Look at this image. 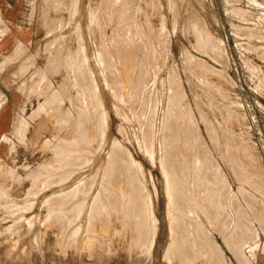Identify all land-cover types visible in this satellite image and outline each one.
Wrapping results in <instances>:
<instances>
[{
  "label": "rangeland",
  "instance_id": "rangeland-1",
  "mask_svg": "<svg viewBox=\"0 0 264 264\" xmlns=\"http://www.w3.org/2000/svg\"><path fill=\"white\" fill-rule=\"evenodd\" d=\"M27 2L31 40L2 80L19 102L0 156V264H264V0ZM88 114L98 115L89 126ZM74 129L88 130L91 143L75 149ZM113 141L137 166L118 161L109 178ZM127 165L137 179L125 176ZM195 165L206 176L194 178ZM170 173H183L173 183L191 214L187 204L169 211ZM132 193L148 208L143 220L157 219L146 241ZM194 193L199 201L209 193L217 215L197 207Z\"/></svg>",
  "mask_w": 264,
  "mask_h": 264
},
{
  "label": "bare ground",
  "instance_id": "bare-ground-1",
  "mask_svg": "<svg viewBox=\"0 0 264 264\" xmlns=\"http://www.w3.org/2000/svg\"><path fill=\"white\" fill-rule=\"evenodd\" d=\"M107 1H108V0H107ZM142 1H143V0H142ZM74 2H75V1H74ZM79 2H80V1H79ZM122 2H123V1H122ZM158 2H159V1H158ZM102 3H103V2H102ZM137 3H138V2H137ZM137 3H136V4H137ZM147 3H148V2H147ZM120 4H121V3H120ZM124 4H125V3H124ZM138 4H139V3H138ZM102 5H103V4H102ZM122 5H123V4H122ZM66 6H67V5H66ZM112 6H113V5H112ZM200 6H201V5H200ZM113 7H114V6H113ZM127 7H128V6H127ZM132 8H133V7H132ZM132 8H131V9H132ZM100 9H101V8H100ZM191 9H192V8H191ZM112 10H115V9H112ZM119 10H120V9H119ZM133 10H134V9H133ZM136 10H137V9H136ZM105 11H106V10H105ZM145 11H146V10H145ZM135 12H136V11H135ZM117 13H118V12H117ZM133 13H134V12H133ZM94 14H95V13H94ZM96 14H97V13H96ZM104 14H105V13H104ZM105 15H106V14H105ZM262 15H263V14H262ZM62 16H63V15H62ZM117 16H119V14H118ZM134 16H135V15H134ZM120 17H121V16H120ZM64 18H65V17H64ZM79 18H80V17H79ZM134 18H135V17H134ZM259 19H260V18H259ZM261 19H262V18H261ZM137 22H138V20H137ZM195 22H196V21H195ZM198 22H199V21H198ZM258 22H259V21H258ZM101 25H102V24H101ZM191 25H192V24H191ZM140 26H141V25H140ZM204 26H205V25H204ZM99 27H102V26H99ZM139 28H140V27H139ZM91 30H92V29H91ZM195 31H196V30H195ZM144 32H145V31H144ZM174 32H175V31H174ZM252 35H253V34H252ZM146 37H148V36H146ZM82 39H83V38H82ZM146 39H147V38H146ZM150 39H151V38H150ZM150 39H149V40H150ZM147 40H148V39H147ZM202 40H204V38H203ZM109 41H110V40H109ZM145 41H146V40H145ZM209 41H210V40H209ZM211 41H212V40H211ZM83 45H84V44H83ZM248 45H249V44H248ZM105 49H106V48H105ZM118 49H119V48H118ZM255 49H256V48H255ZM258 49H259V48H258ZM248 50H249V49H248ZM261 50H262V49H261ZM104 52H105V50H104ZM261 53H262V52H261ZM104 56H105V55H104ZM61 57H62V56H61ZM191 57H192V56H191ZM258 57H259V56H258ZM212 59H213V57H212ZM262 59H264V58H262ZM108 60H109V59H108ZM214 60H216V59H214ZM195 62H196V61H195ZM60 63H61V62H60ZM132 64H133V63H132ZM112 68H113V67H112ZM142 68H143V67H142ZM144 68H145V67H144ZM133 69H134V68H133ZM135 69H137V68H135ZM146 69H147V68H146ZM128 70H129V69H128ZM140 70H141V69H140ZM205 70H206V69H205ZM138 71H139V70H138ZM219 72H220V71H219ZM128 74H129V73H128ZM200 75H201V74H200ZM130 76H132V75H130ZM119 77H120V76H119ZM145 78H146V77H145ZM80 79H81V78H80ZM140 79H142V78L140 77ZM154 79H155V78H154ZM202 79H203V78H202ZM117 80H118V79H117ZM143 80H145V79H143ZM152 80H153V79H152ZM80 81H81V80H80ZM133 81H134V80H133ZM135 81H137V79H136ZM138 81H139V80H138ZM131 82H132V81H131ZM188 82H189V81H188ZM205 82H206V81H205ZM115 83H116V82H115ZM132 83H133V82H132ZM136 83H137V82H136ZM146 83H147V82H146ZM140 84H141V83H140ZM33 85H34V84H33ZM132 85H133V84H132ZM210 85H211V84H210ZM134 86H135V85H134ZM141 86H142V85H141ZM145 87H146V86H145ZM133 88H134V87H133ZM136 88H139V87H136ZM140 88H141V87H140ZM155 88H156V87H155ZM218 89H219V88H218ZM129 90H130V89H129ZM136 90H137V89H136ZM132 91H133V90H132ZM141 91H142V90H141ZM143 91H144V88H143ZM145 91H146V90H145ZM152 91H153V90H152ZM194 91H195V90H194ZM206 91H207V90H206ZM163 92H164V91H163ZM57 94H58V93H57ZM149 94H150V93H149ZM54 95H55V94H54ZM151 95H152V94H151ZM209 95H211V94H209ZM223 95H224V94H223ZM51 96H52V95H51ZM138 96H139V94H138ZM46 97H47V96H46ZM56 97H57V96H56ZM140 97H141V96H140ZM140 97H139V98H140ZM144 97H145V96H144ZM198 97H199V96H198ZM47 98H48V97H47ZM49 98H50V97H49ZM152 98L155 99V97H152ZM157 98H159V97L157 96ZM173 98H174V97H173ZM56 99H57V98H56ZM175 99H176V98H175ZM49 100H50V99H49ZM51 100H53V99H51ZM145 100H146V99H145ZM145 100H144V101H145ZM151 100H152V99H151ZM227 100H228V99H227ZM57 101H58V100H57ZM153 101H154V100H153ZM158 101H159V100H158ZM169 101H170V100H169ZM212 101H213V100H212ZM84 102H85V101H84ZM145 102H146V101H145ZM147 102H148V101H147ZM156 102H157V101H156ZM232 102H233V101H232ZM235 102H236V101H235ZM101 104H102V103H101ZM144 105H145V104H144ZM75 106H76V105H75ZM75 106H73L72 109L74 108V109H75V113H76V108H75ZM92 106H93V105H92ZM92 106H91V107H92ZM217 106H218V105H217ZM78 107H79V106H78ZM150 107H151V106H150ZM171 107H172V105H171ZM229 107H230V106H229ZM81 108H82V106H81ZM81 108H80V109H81ZM148 108H149V107H148ZM179 108H180V107H179ZM207 108H208V107H207ZM84 109H85V108H84ZM157 109H158V108H157ZM153 110H154V109H153ZM163 110H164V109H163ZM82 111H83V110H82ZM84 111H85V110H84ZM155 111H156V110H155ZM173 111H174V110H173ZM173 111L171 110L170 112H173ZM200 111H201V110H200ZM211 111H212V110H211ZM230 111H231V110H230ZM65 112H66V111H65ZM65 112H64V113H65ZM73 112H74V111H73ZM77 112L80 113L81 111L77 110ZM167 112H168V111H167ZM174 112H175V111H174ZM179 112H180V111H179ZM87 113H88V112H87ZM168 113H169V112H168ZM95 114H97V113H95ZM95 114H94V115H95ZM171 114H172V113H171ZM179 114H180V113H179ZM179 114H178V115H179ZM204 114H205V113H204ZM227 114H228V113H227ZM94 115L92 116V115H89V114H88V117L86 116V117H87V118H86L87 121H86V120H82V121L84 122V124H85V121H86L87 124H88V120H90L91 123H92V121H94V120H95V122H96V118H97L98 115H96V116H94ZM77 116H78V115H77ZM84 116H85V114H83L82 119H83V118L85 119ZM167 116H168V115H167ZM170 116H171V115H170ZM170 116H169V117H170ZM175 116H176V115H175ZM80 117H81V116H79L78 118H80ZM165 117H166V116H165ZM176 117H177V116H176ZM176 117H175V118H176ZM222 117H223V116H222ZM170 118H172V117H170ZM172 119H173V118H172ZM168 120H169V119H168ZM64 121H65V119H64ZM75 121H76V120H75ZM78 121H79V120H78ZM78 121H77V122H78ZM209 121H210V120H209ZM90 122H89L88 126L91 124ZM177 122H178V121H177ZM181 122H182V121H181ZM192 122H193V121H192ZM224 122H225V121H224ZM167 123H168V122H167ZM169 123H172V122L170 121ZM182 123H183V122H182ZM182 123H181V124H182ZM210 123H211V122H210ZM219 123H220V122H219ZM81 124H83V123H80V125H81ZM95 124H96V123H95ZM95 124H94V125H95ZM195 124H196V123H195ZM207 124H208V123H207ZM207 124H205V125H207ZM73 125H74V123H73ZM98 125H99V124H98ZM179 125H180V124H179ZM190 125H191V124H190ZM220 125H221V124H220ZM78 126H79V125H78ZM83 126H84V125H83ZM88 126H87V127H88ZM166 126H167V125H166ZM171 126H172V124H171ZM212 126H213V125H212ZM85 127H86V126H85ZM163 127H164V126H163ZM168 127H169V126H168ZM207 127H208V126H207ZM79 128H80V127H78L77 129H78V130H81V129H82V128H81V129H79ZM209 128H210V127H209ZM209 128H208V129H209ZM211 128H213V127H211ZM77 129H74V130H75V134H77V132H78V134H77V136L74 135V136H76V138L74 137L75 139H73V138H72V139L76 141V142H75V145H76L75 149L78 150L77 146H78L79 144H80L79 146H82V145H83V143H81V142H84V144H85V143H87V141H88V143H87V146H88V144L91 143V140H90L91 138L89 137V135H88L89 138L86 137V135H84V132L86 131V129H83V131L85 130L84 132H79ZM169 129H170V128H169ZM223 129H224V128H223ZM88 130H89V128H88ZM88 130H87L86 132H88ZM163 130H164V128H163ZM167 130H168V129H167ZM173 130H174V129H173ZM169 131H170V130H169ZM215 131H216V130H215ZM86 132H85V133H86ZM162 132H163V131H162ZM170 132H171V131H170ZM173 132H174V131H173ZM207 132H208V131H207ZM225 132H227V131H225ZM171 133H172V132H171ZM174 133H175V132H174ZM177 133H178V132H177ZM177 133H176V134H177ZM212 133H213V130H212ZM228 133H229V132H228ZM73 134H74V133H73ZM176 134H174V135L176 136ZM208 134H209V133H208ZM163 135L165 136V134H163ZM170 135H171V134H170ZM213 135H214V134H213ZM175 136H174V137H175ZM183 136H184V135H183ZM210 136H211V135H210ZM210 136H209V137H210ZM162 137H163V136H162ZM168 137H169V136H168ZM178 137H180V136H178ZM178 137H176V138H178ZM184 137H185V136H184ZM217 137H218V136H217ZM164 138L166 139V137H164ZM169 138H170V137H169ZM210 138H211V137H210ZM159 139H160V138H159ZM174 139H175V138H174ZM180 139H181V138H180ZM166 140H167V139H166ZM169 140H170V139H169ZM193 140H194V139H193ZM167 141H168V140H167ZM181 141H182V140H181ZM49 142H50V141H49ZM114 142H116V141H113V145H112V146H111L112 143L110 144L111 150H110V149L107 150V151H108V152H107L108 154L106 153L107 156L105 155V156H106V159H105V157H104V159L106 160V161H105V162H106V165H104L105 170H106L104 174H106V175H104V176H105V177H108V176H109V178H110V175H111L110 171L114 173V168H115V166H116V167L118 166V163H119L118 161H122V163L125 162L124 165H126L128 162H133V163H131V165H132V168H134V169H135V166H137L136 163H135L136 161L134 162L133 159H131V160L128 159V160H129V161H128L127 158H126L125 156H123V158H121L120 155L115 154L116 151H115L114 148H115L116 146H118L119 144H118V145H115ZM171 142H172V141H171ZM230 142H231V141H230ZM245 142H246V141H245ZM66 143H68V141H67ZM159 143H160V142H159ZM177 143H179V142H177ZM192 143H193V142H192ZM70 144L72 145L73 142H71ZM70 144H69V145H70ZM116 144H117V143H116ZM230 144H231V143H230ZM66 145H67V144H66ZM85 145H86V144H85ZM237 145H239V144H237ZM120 146H121V145H120ZM179 146H180V145H179ZM201 146H202V145H201ZM230 146H231V145H230ZM68 147H69V146L67 145V148H68ZM70 147H71V146H70ZM73 147H74V146H73ZM73 147H72V148H73ZM113 147H114V148H113ZM224 147H225V146H224ZM79 148H80V147H79ZM89 148H90V145H89ZM89 148H88V149H89ZM116 148H117V147H116ZM118 148H119V147H118ZM161 148H162V147H161ZM178 148H180V147H178ZM197 148H198V147H197ZM197 148H196V149H197ZM199 148H200V146H199ZM230 148H231V147H230ZM241 148H243V147H241ZM68 149H70V148H68ZM120 149H121V148H120ZM122 149H123V148H122ZM187 149H188V147H187ZM248 149H249V148H248ZM60 150H63V149H59V151H60ZM64 150H66V149H64ZM70 150H71V149H70ZM70 150H69V151H70ZM90 150H91V149H90ZM116 150H117V149H116ZM123 150H124V149H123ZM164 150H165V149H164ZM185 150H186V149H185ZM226 150H227V149H226ZM73 151H76V150H72V153H75V152H73ZM114 151H115V153H114ZM171 151H172V150H171ZM174 151H175V150H174ZM174 151H173V152H174ZM193 151H194V149H193ZM60 152H61V151H60ZM76 152H78V151H76ZM89 152H90V151H89ZM111 152H113V153H111ZM126 152H127V151H126ZM126 152H125V155H126ZM203 152H204V151H203ZM70 153H71V151H70ZM117 153H118V152H117ZM120 153H121V152H120ZM167 153H168V151H167ZM92 154H93V153H92ZM92 154H91V155H92ZM178 154H180V153H178ZM183 154H184V153H183ZM249 154H250V153H249ZM89 155H90V153H89ZM93 155H94V154H93ZM165 155H166V154H165ZM171 155H173V154H171ZM171 155H170V156H171ZM174 156H178V155L175 154ZM174 156H173V157H174ZM124 157H125L126 159H124ZM162 157H163V156H162ZM183 157H184V156H183ZM189 157H190V156H189ZM67 158H69V157L67 156ZM90 158H91V157H90ZM193 158H194V157H193ZM227 158H228V157H227ZM246 158H247V157H246ZM175 159L177 160V158H175ZM178 159H179V157H178ZM194 159H195V158H194ZM57 160H58V158H57ZM160 160H161V159H160ZM181 160H182V159H181ZM246 160H247V159H246ZM162 161H163V160H162ZM105 162H104V163H105ZM163 162H164V161H163ZM172 162H173V161H172ZM176 162H177V161H176ZM176 162H175V163H176ZM226 162H227V161H226ZM233 162H234V161H233ZM249 162H250V161H249ZM168 163H169V162H168ZM173 163H174V162H173ZM177 163H178V162H177ZM177 163H176V164H177ZM73 164H74V163H73ZM113 164H114V165H113ZM129 164H130V163H129ZM134 164H135V165H134ZM165 164H166V163H165ZM180 164H181V162H180ZM180 164H178V166H179V168L181 169L182 165L180 166ZM253 164H254V163H253ZM57 165H58V164H57ZM61 165H62V164H61ZM85 165H86V164H85ZM101 165H103V163H102ZM133 165H134V167H133ZM167 165H168V164H167ZM169 165H170V164H169ZM174 165H175V164H174ZM200 165H201V164H200ZM40 166H41V165H40ZM74 166H75V165H74ZM81 166L83 167V165H79V168H80ZM113 166H114V168H113ZM120 166L122 167V164H121ZM175 166H177V165H175ZM195 166H197V167H194V170H198V169H199V171H194V172H195V173L193 174L194 178H196V179H200V178H203V177H202L203 175L206 176V174H204L205 172H203V171H202L203 173L201 172V169H202L203 167H199L198 165H195ZM201 166H202V165H201ZM38 167H39V166H38ZM59 167H60V166H59ZM59 167H58V168H59ZM67 167H68V166H67ZM67 167H66V168H67ZM69 167L71 168V167H73V166L70 165ZM77 167H78V165H77ZM85 167H86V166H85ZM94 167H95V166H94ZM127 167H128V168H127V171L125 172V176H126L127 178H129V177L132 176L131 178L134 177V179H135V178H136V177H135V176H136V173L134 174V172H135L136 169L134 170V169L130 168V166H128V165H127ZM172 167H173V166H172ZM237 167H238V166H237ZM239 167H240V166H239ZM49 168H50V167H49ZM63 168H64V167H63ZM63 168H62L61 171H65V170H63ZM96 168H97V167H96ZM125 168H126V166H125ZM60 169H61V168H60ZM60 169H59V170H60ZM64 169H65V168H64ZM71 169H73V168H71ZM75 169H77V168H75ZM80 169H81V168H80ZM121 169H122V168H121ZM164 169H165V168H164ZM31 170H32V169H31ZM33 170H34V169H33ZM35 170H36V169H35ZM35 170H34V171H35ZM52 170H54V168H53ZM55 170H56V169H55ZM77 170H78V169H77ZM77 170H76V171H77ZM115 170H116V169H115ZM119 170H120V167H119V169H118V172H119ZM165 170H166V169H165ZM167 170H168V169H167ZM167 170L164 171L165 174L167 173L166 175L164 174L166 177H168V176H167V175H168ZM181 170H182V169H181ZM61 171H60V172H61ZM68 171H70L69 168H68ZM122 171H123V170H122ZM42 172H43V171H42ZM66 172H67V169H66ZM116 172H117V171H116ZM120 172H121V171H120ZM57 173L59 174V172H57ZM63 173H65V172H63ZM63 173H60V174H63ZM79 173H80V172H79ZM79 173H78L77 175H79ZM81 173H82V172H81ZM83 173H84V172H83ZM75 174H76V172H75ZM75 174H73V176H74ZM117 174H118V173H117ZM119 174H120V173H119ZM121 174H123V173H121ZM27 175H29V174H27ZM36 175H38V174H36ZM54 175H56V174H54ZM63 175H64V174H63ZM66 175H67V174H66ZM80 175H81V174H80ZM123 175H124V174H123ZM25 176H26V175H25ZM73 176H72V177H73ZM82 176H83V174H82ZM111 176H112V175H111ZM181 176L184 177V176H183V173H178V174H176V175H174L173 173H170V175H169L170 182H169V186H168V190H167L168 192H167V193H168V197H169V200H168V201H170V205H171V206L169 205L170 210H169V209H168V210H169L171 213H173L172 211H174L175 209H176V210H177V209L180 210L181 208L183 209V208H184L183 206H185V204H187V206H186V207H187L186 210L189 209V210H188L189 212H190L191 210L193 211L194 207H192V206H194V205H193V202H194V201L197 203L196 206H197V207L199 206V208H204V207H201V204H202V205H204V206L209 205V209H210L212 212H214V210H212L210 207H212L213 209H214V208H217V209H218L219 206H218V205H215L214 202H213L211 199H210V202H208V204L205 203V200H207V199L209 200V197H210V194H209V193L205 194V198H204L203 200H200V201H199L198 196L194 193L195 196H193V197L191 198L193 202L190 200L189 197H187V196H189V195H187L186 197L189 198V200L191 201L192 205H191V204H190V205H191V207H192L193 209L190 208V206H188L189 204H188V203H185V201L187 200V199H185V193H178L177 190H176V189H177V188H176V185L173 183V182H175L174 180H177V178H181ZM247 176H248V175H247ZM51 177H52V175H51ZM59 177H60V175H59ZM59 177H58V178H59ZM65 177H66L65 180H68L67 182L70 183V181H69L70 179H68L69 177H71L70 174H68V176H65ZM105 177H104V178H105ZM61 178H63L62 175H61V177L59 178V180H60ZM115 178H117V177H115ZM236 178H237V177H236ZM26 179H27V178H26ZM105 179H106V178H105ZM105 179H103V177H102V180H105ZM136 179H137V178H136ZM169 179H168V180H169ZM42 180H43V179H42ZM42 180H41V181H42ZM50 180H51V179H50ZM54 180H55V178H54ZM54 180H53V181H54ZM59 180H58V181H59ZM62 180H64V179H62ZM65 180H64V182H65ZM79 180H80V179H79ZM107 180H108V179H107ZM112 180H113V178H112ZM168 180H166V182H167ZM41 181H40V182H41ZM116 181H117V180H116ZM236 181H237V180H236ZM62 182H63V181H62ZM75 182H76V181H75ZM81 182H82V181H81ZM110 182H111V181H110ZM110 182H109V183H110ZM241 182H242V181H241ZM241 182H240V183H241ZM53 183H57V182L54 181ZM68 183H66V184H62V186H63V185H67ZM251 184H252V183H251ZM60 185H61V184H60ZM60 185H59L58 187H60ZM75 185H76V184H75ZM99 185H101V189H100L98 192H100V191L102 192L103 188H105L106 185H104V186H103L102 184H99ZM108 185H109V184H108ZM202 185H203V184H201L200 186H202ZM204 185H205V184H204ZM52 186H53V185H52ZM205 186H206V185H205ZM205 186H204V187H205ZM56 187H57V186H56ZM204 187L202 186V187H198V188H196V189H195V192H196L197 189H199V188H204ZM262 187H263V186H262ZM46 188H47V187H46ZM46 188H45V189H46ZM53 188H54V186H53ZM76 188H78V187H76ZM76 188H73V189L71 190V192H72V193H73L74 191L76 192V190H77ZM79 188H80V186H79ZM99 188H100V187H99ZM68 189H70V188H68ZM206 189H207V187H206ZM258 189H259V188H258ZM86 190H87V189H86ZM90 190H91V189H90ZM64 191H65V190H64ZM91 191H92V190H91ZM34 192H35V191H34ZM43 192H44V191H43ZM62 192H63V191H62ZM62 192H60V194H61ZM67 192H68V191H67ZM80 192H81V191H80ZM82 192H83V191H82ZM98 192H97V194H100V193H98ZM206 192H207V190H206ZM242 192H243V191H242ZM260 192H261V191H260ZM86 193H87V191H86ZM92 193H93V192H92ZM94 193H95V192H94ZM129 193H131V192H129ZM129 193H128V194H129ZM133 193H134V190H133ZM133 193H132V195H133ZM246 193H247V192H246ZM189 194H190V193H189ZM50 195H51V194H50ZM76 195H77V194H76ZM138 195H139V194H138ZM166 195H167V194H166ZM190 195H191V194H190ZM216 195H217L216 192H214V197H216ZM62 196H63V195H62ZM217 197H218V195H217ZM80 198H81V197H80ZM126 198H127V197H126ZM129 198H130V196H128V199H129ZM142 198H143V197H142ZM262 198H263V197H262ZM15 200H16V199H15ZM62 200H63V199H62ZM79 200H80V199H79ZM83 200H84V199H83ZM125 200H126V199H125ZM130 200H131L133 203H138V204L141 206V209H142V219H140L139 221H137V226H140V227H139V232L136 231V234H137V232H138V236H139L141 239L143 238V239L145 240V239L147 238V236H146V234H147V232H146V230H147V226H148V225L151 226L152 222H153V221L155 222L157 219H156V218H153V219H152V217H151V220H150L151 224H149V221H148V220H143V218H144V214H146V212L148 211V208L146 207V205L143 204V201L141 200V196H134V195H133V196H131ZM184 200H185V201H184ZM262 200H263V199H262ZM66 201H67V200H66ZM17 202H18V201H17ZM57 202H58V201H57ZM60 202H61V201H60ZM14 203H15V202H14ZM74 203H75V202H74ZM74 203H72V204H74ZM96 203H97V202H96ZM96 203L94 202V204L92 205L94 208H95V207L97 208V206H99V205L96 204ZM150 203H152V202H150ZM205 204H206V205H205ZM7 205H8V204H7ZM20 205H21V204H20ZM63 205H64V204H63ZM70 205H71V204H70ZM75 205H76V204H75ZM83 205H84V201H82V202L79 201V203H77V207H78V206H79V207H83ZM114 205H116V204H114ZM143 205H144V206H143ZM150 205H151V204H150ZM150 205L148 204L147 206H150ZM152 205H153V204H152ZM173 205H174L175 207H172ZM12 206H13V205H12ZM66 206H67V203H66ZM100 206H101V205H100ZM116 206H117V205H116ZM118 206H119V205H118ZM64 207H65V205H64ZM67 207H68V206H67ZM114 207H115V206H114ZM119 207H120V206H119ZM152 207H153V206H152ZM31 208H32V207H31ZM39 208H40V207H39ZM62 208H63V207H62ZM68 208H69V207H68ZM102 208H103V207H102ZM150 208H151V207H150ZM173 208H174V210H173ZM195 208H196V207H195ZM220 208H221V207H220ZM17 209H19V208L17 207ZM74 209L77 210V208H74ZM79 209L81 210L82 208H78V211H79ZM88 209H89V207H88ZM204 209H205V208H204ZM217 209H216V210H217ZM8 210H9V209H8ZM15 210H16V207H15ZM39 210H40V209H39ZM58 210H59V209H58ZM63 210H65V209H63ZM75 210H74V211H75ZM95 210H96V209H95ZM103 210H104V209H103ZM150 210H151V209H150ZM176 210H175V211H176ZM218 210H219V209H218ZM218 210H217V211H218ZM16 211H17V210H16ZM16 211H15V212H16ZM70 211H71V210H70ZM169 211H168V213H170ZM188 211H186V213H187ZM204 211H205V210H204ZM217 211H215L213 214H216V215H217ZM66 212H67V211H66ZM93 212H94V211H93ZM95 212H96V211H95ZM149 212H150V211H149ZM59 213H60V212H59ZM77 213H78V215H79V212H77ZM171 213L169 214L168 217H169V218H170V217L172 218V219H171V223H172V224H171V223H170V224L173 226V225H175V223H176L177 221H176V220H173V214H171ZM13 214H14V212H13ZM16 214H17V213H16ZM190 214H191V212H190ZM190 214H189V215H190ZM49 215H50V214H49ZM49 215H47V216H49ZM57 215H58V214H57ZM76 215H77V214H76ZM78 215H77V216H78ZM64 216H65V215H64ZM64 216H63V217H64ZM70 216H71V215H70ZM77 216H76V217H77ZM152 216H153V215H152ZM209 216L211 217L212 215H209ZM74 217H75V216H74ZM78 217H79V216H78ZM185 217H189V216H184V218H185ZM190 217H191V216H190ZM210 217H209V219L212 220L213 218H210ZM215 217H216V216H215ZM215 217H214V218H215ZM206 218H207V217H206ZM74 219H76V218H74ZM82 219H83V218H82ZM186 219H187V218H185V220H186ZM191 219H192V217H191ZM191 219H190V220L187 219V220L190 221L189 224H191V223L194 224V222H192ZM17 220H18V219H17ZM23 220H24V219H23ZM76 220H77V219H76ZM33 221H34V220H33ZM193 221H194V220H193ZM212 221H213V220H212ZM212 221L209 220V222H211L210 225L214 224ZM214 221H215V220H214ZM12 222H13V221H12ZM74 222L76 223L75 220H74ZM154 222H153V223H154ZM203 222H204V221H203ZM237 222H239V220H238ZM15 223H17V221H16ZM15 223H14V224H15ZM207 223H208V222H207ZM17 224H18V223H17ZM19 224H20V223H19ZM65 224H66V223H65ZM76 224H77V223H76ZM76 224H74V226H75ZM79 224H80V222H79ZM154 224H155V223H154ZM154 224H152V225H154ZM193 224H191V225H193ZM237 224H238V223H237ZM66 225H67V224H66ZM80 225H81V224H80ZM187 225H188V224H187ZM191 225H189V227H190ZM215 225H216V223H215ZM67 226H68V225H67ZM204 226H205V225H204ZM213 226H214V225H213ZM213 226H212V227H213ZM15 227H16V226H15ZM77 227H78V226H77ZM156 227H157V221H156ZM175 227H177V226H175ZM205 227H206V226H205ZM205 227H204V230H206ZM214 227H215V226H214ZM13 228H14V227H13ZM13 228H12V229H13ZM64 228H65V227H64ZM151 228H152V226H151ZM153 228H155V226H153ZM153 228H152V229H153ZM187 228H188V226H187ZM12 229H11V230H12ZM68 229H69V228H68ZM155 229H156V228H155ZM208 229H209V228H208ZM72 230H73V229H72ZM74 230H75V229H74ZM202 230H203V229H202ZM204 230H203V232L205 233L206 236H208L207 233L209 234V232L206 230V231H207V233H206ZM66 231H68V230H66ZM153 231H154V229H153ZM190 231H191V230H190ZM9 232H10V231H9ZM78 232H79V231H78ZM154 232H155V231H154ZM81 233H82V232H81ZM85 233H86V232H85ZM156 233H157V232H156ZM174 233H175V232H174ZM174 233H172V234L170 235V236H172L173 238L176 237V236H178L177 233H175V234H174ZM248 233H249V231H248ZM149 234H151V233L148 232V235H149ZM153 234H154V233H152V235H153ZM201 234H202V231H201ZM246 234H247V233H246ZM154 235H157V234H154ZM199 235H200V234H199ZM136 236H137V235H136ZM145 236H146V237H145ZM190 236H191V235H190ZM206 236H204V237H206ZM144 237H145V238H144ZM152 237H153V236H152ZM172 237H171V239H173ZM178 237H179V236H178ZM65 238H66V237H65ZM65 238H64V240H65ZM81 238H82V237H81ZM88 238H89V237H88ZM148 238H151V236L149 235ZM197 238H198V237H197ZM202 238H203V237H202ZM232 238H233V237H232ZM66 239H67V238H66ZM74 239H75V238H74ZM90 239H92V238H90ZM134 239H135V238H134ZM136 239H138V237H137ZM141 239H140V241H141ZM143 239H142V240H143ZM152 239H153V238H152ZM146 240H147V239H146ZM146 240H145V241H146ZM154 240H155V239H154ZM154 240H150V241H149V239H148V241H149L150 243L153 242ZM209 240H210V239H209V237H208V240H207V241H208L209 243H211ZM224 240H225V239H224ZM227 240H228V239H227ZM77 241H78V240H77ZM148 241L146 242V243H147L146 245H149ZM171 241H172V243H171ZM171 241H170V244L172 245V244H173V241H174V243H175L176 240L173 239V240H171ZM137 242H138V241H137ZM142 242H143V241H142ZM227 242H228V241H227ZM201 243H202V242H201ZM203 243H205V240L203 241ZM209 243H208V245H209ZM143 244H145V243H143ZM152 244H153V243H152ZM152 244H151V245H152ZM176 244H178V243H176ZM176 244H174V245H176ZM247 244H248V243H247ZM168 245H169V244H168ZM168 245H167V247H168ZM174 245H172V246H174ZM203 245H204V244H203ZM206 245H207V243H206ZM208 245H207V246H208ZM172 246H171V247H172ZM179 246H180V245H177L178 248H179ZM204 246H205V245H204ZM204 246H202V247H204ZM207 246H206V247H207ZM214 246H215L216 249L218 248V245H217V246L214 245ZM214 246H213V247H214ZM85 247H86V246H85ZM145 247H146V246H145ZM171 247L168 249V250H169V252H168L169 255H170L171 250L173 249V248L171 249ZM177 247H175V249H176ZM200 247H201V246H200ZM211 247H212V243L209 245V249H210ZM213 247H212V248H213ZM247 247H248V246H247ZM146 248H148V247H146ZM149 248H152V247H149ZM178 248H177V249H178ZM207 248H208V247H207ZM215 248H214V249H215ZM144 249H145V248H144ZM170 249H171V250H170ZM175 249H174V250H175ZM177 249L175 250V252H177ZM181 249H182V247H181ZM202 249H203V248H202ZM236 249H237V248H236ZM239 249H240V248H239ZM242 249H243V248H242ZM250 249H251V248H250ZM148 250H149V249H148ZM148 250L145 249V251H148ZM164 250H165V249H164ZM168 250H167V251H168ZM174 250H173L172 252H174ZM204 250H205V249H204ZM207 250H208V249H207ZM251 250H252V249H251ZM167 251H164V252H167ZM208 251H209V250H208ZM211 251H214V250L212 249ZM234 252H235V251H234ZM147 253H149V255L146 254V253H145V254L148 255L149 257H150V254L152 255V253H150V252H147ZM238 253H240V252H238ZM176 254H177V253H176ZM241 254H242V252H241ZM169 255H168V256H169ZM172 255H173V253H172ZM174 255H175V253H174ZM177 255H178V254H177ZM219 256H220V255H219ZM239 256H240V255H239ZM244 256H245V255H244ZM165 257L167 258V256H166L165 253H164V258H165ZM169 257H170V256H169ZM169 257H168L167 260H168V261H170V260L172 261L173 259H172L171 257H170L171 259H169ZM173 257H174V256H173ZM177 257H178V256H177ZM177 257H176V258H177ZM225 263H226V262H225ZM244 263L246 264V262H244ZM247 264H248V263H247Z\"/></svg>",
  "mask_w": 264,
  "mask_h": 264
},
{
  "label": "crops",
  "instance_id": "crops-1",
  "mask_svg": "<svg viewBox=\"0 0 264 264\" xmlns=\"http://www.w3.org/2000/svg\"><path fill=\"white\" fill-rule=\"evenodd\" d=\"M27 0H0V156H4L7 136L14 127L19 96L2 85L14 69V60L25 52L31 40Z\"/></svg>",
  "mask_w": 264,
  "mask_h": 264
}]
</instances>
